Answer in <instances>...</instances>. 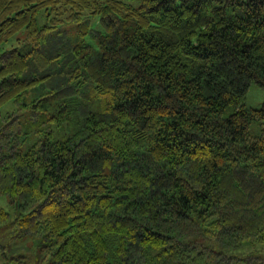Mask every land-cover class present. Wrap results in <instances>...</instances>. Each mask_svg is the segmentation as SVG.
Masks as SVG:
<instances>
[{
  "label": "trees",
  "instance_id": "obj_1",
  "mask_svg": "<svg viewBox=\"0 0 264 264\" xmlns=\"http://www.w3.org/2000/svg\"><path fill=\"white\" fill-rule=\"evenodd\" d=\"M252 83L264 0H0V258L234 264L264 245Z\"/></svg>",
  "mask_w": 264,
  "mask_h": 264
},
{
  "label": "rangeland",
  "instance_id": "obj_2",
  "mask_svg": "<svg viewBox=\"0 0 264 264\" xmlns=\"http://www.w3.org/2000/svg\"><path fill=\"white\" fill-rule=\"evenodd\" d=\"M129 2L135 7H138L141 4V0H129ZM243 104L251 108L262 107V105L264 104V88L256 83H252L246 97L243 99ZM250 131L254 136L260 135L261 133L260 124L258 122H254L251 125ZM0 208H5L10 211V204L6 197L0 196ZM249 255H258L264 258V245L262 246L258 245L256 247L247 246L245 249L241 250L240 252H236L235 256L238 257L239 260L235 261L234 264H246L244 259ZM0 264H15V263H11V262L6 263L4 260L0 258ZM28 264H36V263L35 261L30 260Z\"/></svg>",
  "mask_w": 264,
  "mask_h": 264
}]
</instances>
